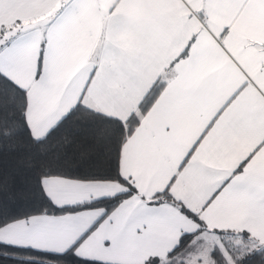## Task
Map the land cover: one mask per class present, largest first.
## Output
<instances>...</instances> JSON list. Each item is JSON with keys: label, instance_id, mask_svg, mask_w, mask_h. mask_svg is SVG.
<instances>
[{"label": "snow or ice", "instance_id": "6c2138e0", "mask_svg": "<svg viewBox=\"0 0 264 264\" xmlns=\"http://www.w3.org/2000/svg\"><path fill=\"white\" fill-rule=\"evenodd\" d=\"M0 264H264V0H0Z\"/></svg>", "mask_w": 264, "mask_h": 264}]
</instances>
